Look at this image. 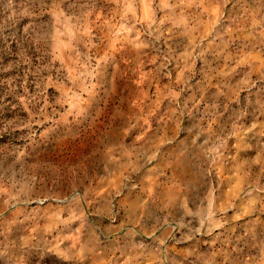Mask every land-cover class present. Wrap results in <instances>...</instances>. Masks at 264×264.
I'll return each mask as SVG.
<instances>
[{"label":"rangeland","instance_id":"1","mask_svg":"<svg viewBox=\"0 0 264 264\" xmlns=\"http://www.w3.org/2000/svg\"><path fill=\"white\" fill-rule=\"evenodd\" d=\"M0 264H264V0H0Z\"/></svg>","mask_w":264,"mask_h":264}]
</instances>
